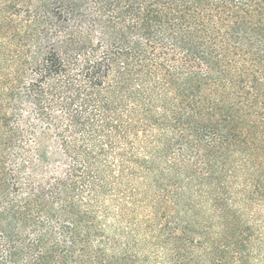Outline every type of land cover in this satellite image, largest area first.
<instances>
[{"label": "trees", "instance_id": "1", "mask_svg": "<svg viewBox=\"0 0 264 264\" xmlns=\"http://www.w3.org/2000/svg\"><path fill=\"white\" fill-rule=\"evenodd\" d=\"M0 264H264V0H0Z\"/></svg>", "mask_w": 264, "mask_h": 264}]
</instances>
